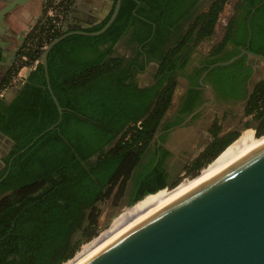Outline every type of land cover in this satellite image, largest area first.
<instances>
[{
	"label": "trees",
	"instance_id": "16d2710c",
	"mask_svg": "<svg viewBox=\"0 0 264 264\" xmlns=\"http://www.w3.org/2000/svg\"><path fill=\"white\" fill-rule=\"evenodd\" d=\"M227 1L210 0L206 9L198 10L201 0H121L116 18L102 33H73L55 43L47 68L63 112L50 129L59 112L41 61L9 102L0 97V131L12 139L0 168V264L69 261L98 233L100 201L111 194L115 199L126 195L128 208L133 207L129 211L141 216L154 206L153 200L171 192L165 186L174 189L177 178L168 181L164 163L170 150L160 144L151 151L159 125L180 122L203 101L205 88L198 77L210 63L230 58L240 45L264 54V1L252 11L262 0H235L222 37L188 68L197 45L213 34ZM50 3L43 1L44 9L21 41L18 54L27 56L22 64L42 54L43 36L48 44L65 32L52 27L46 17ZM75 3H59L68 25ZM110 13L86 30L102 27ZM124 36L128 54L115 48ZM149 61L156 64L153 80L139 85L137 74ZM252 61L244 54L216 65L204 81L211 83L220 100L244 99ZM17 69L12 67L1 88ZM179 73L188 85L180 97L179 114L171 121L165 115ZM243 108L244 115L257 122V135L251 138L259 140L256 137L264 133V77L254 79ZM249 123L246 120L245 126ZM210 131V140L185 165L194 177L239 137L234 131L220 133L215 121ZM147 153L151 156L145 158ZM108 235L100 232L75 256Z\"/></svg>",
	"mask_w": 264,
	"mask_h": 264
},
{
	"label": "water",
	"instance_id": "95a60500",
	"mask_svg": "<svg viewBox=\"0 0 264 264\" xmlns=\"http://www.w3.org/2000/svg\"><path fill=\"white\" fill-rule=\"evenodd\" d=\"M26 1L5 0L0 7V23L6 12ZM263 1L257 3L252 11ZM120 4L121 0H107L97 11L96 20L86 23L74 21V24L67 25L65 32L49 41L39 56L46 86L59 112L58 120L47 129L59 122L63 112L49 82L47 55L50 48L69 34L102 33L116 18ZM108 13L110 16L102 27L86 30L101 22ZM16 53L17 47L12 51L11 59ZM244 54L255 61L246 82L245 103L258 69L264 67V54L240 45L238 53L210 63L201 72L198 82L206 88L208 98L174 128L213 104V87L204 81L209 70L216 65L229 64ZM76 264H264V145L140 222L115 231Z\"/></svg>",
	"mask_w": 264,
	"mask_h": 264
},
{
	"label": "rangeland",
	"instance_id": "374dc122",
	"mask_svg": "<svg viewBox=\"0 0 264 264\" xmlns=\"http://www.w3.org/2000/svg\"><path fill=\"white\" fill-rule=\"evenodd\" d=\"M209 2H210V0H201V3L198 7V10L206 9ZM234 2H235V0H228L224 4L221 12L219 13V17H218L217 24L215 26V30H214L213 34L208 39L203 40L202 42H200L197 45L199 47V50L197 51L198 53H196L195 55L198 56L199 53H202L203 49H206L207 47L210 48V46L212 44L217 42L222 37V35L224 33V29H225V22L228 20V18L230 17V15L232 13ZM124 39H125V36L116 43L115 47L117 49V52H119L121 54H128L130 52L129 51L130 49H128L125 46ZM154 70H155V65L152 64V71H154ZM261 77H264V67L258 69L257 75L254 79H258ZM145 78H146V81L151 80L150 74H147V75L146 74H139V76H137V79L139 81L143 80ZM179 93H180V91L177 89V92L175 93V95L172 98V103H171L169 109L167 110V113H170L174 109V107L177 103V100L179 98V95H180ZM226 107H227L226 112L221 111L222 110L221 106H209V107L205 108L204 110H202L201 114L194 120V122H195L193 124L194 127L191 125V126L185 127V129H183V131L186 132V135L181 136V137L185 141H189L191 138V136H189V134H191L192 131H187V129L195 128L196 131H194L195 132V138L192 137V140H190V142L193 143L192 151H191L192 153L189 155V157L187 159L185 156H180L179 159H181V161H182V159L183 160L192 159V157L195 156V154L200 150V148H202V146H204L207 143V141L210 140L211 134H212L210 131V127L213 125L214 121L216 124L220 125V133H225L227 131L235 130L234 131L236 133L235 138H237L244 131V128L248 127V126L252 127L254 134L257 135L256 134V128H255L257 122L255 120L251 119L250 116H246L244 114L242 115V110H244V108H243L244 106L241 103H238V104L231 103V105H228ZM236 112H239V114L236 115L235 114ZM249 119H250L249 125L245 126L244 121L249 120ZM249 129H251V128H249ZM179 140H180V137H179ZM237 140L244 143V146L242 147L244 150L249 149L251 147V144H254L256 141V140L252 139L250 135H245V134H242L241 136H239ZM236 141H234V142H236ZM2 144H3L4 148L8 147L7 143H2ZM175 144H178V140ZM234 145H236V144H234ZM240 150L235 151L233 154H231L225 160L232 159L236 154H238V152H241ZM219 159H220V157H219ZM207 164L203 165L197 171L198 175L196 174L197 176H195V177L193 174L187 173L185 170L180 169L178 175L176 176V178H177L176 184L177 185L175 184L176 185L175 187H177V188H175V187L174 188L177 190H180V189L186 187L188 185V183L192 182L194 179L200 177L202 174V171L205 168H207V166H208ZM0 166H1V163H0ZM168 187H171V185H168L167 188ZM165 191H169V190H165ZM170 194H172V191ZM98 206L100 207V213L98 215V233L95 236H93L90 241L87 240L88 242L87 241L83 242L80 245V247L75 251L73 257L70 258L69 261L67 260L68 262H70L71 260L78 257L83 252L90 249L93 246V244L75 256V254L81 250L82 246L91 242L92 239L97 237L100 232L105 231V232H109V234L114 233L115 231L122 228L125 224L132 222L139 217L138 215L132 214L131 211H129V210L133 209V207H131V208L126 207V206H129L127 203V196L126 195L122 196L121 198L115 199L113 197V194H111L108 198H105L104 200L100 201L98 203ZM106 237L107 236L99 238V240L96 243H98L100 240H104ZM67 261L63 262L62 264H64V263L67 264L66 263Z\"/></svg>",
	"mask_w": 264,
	"mask_h": 264
},
{
	"label": "crops",
	"instance_id": "0c3cea01",
	"mask_svg": "<svg viewBox=\"0 0 264 264\" xmlns=\"http://www.w3.org/2000/svg\"><path fill=\"white\" fill-rule=\"evenodd\" d=\"M4 2L5 0H0V7ZM106 3L107 0H76L75 9L73 10L69 18L70 22L73 23L72 20L74 16L80 17L81 15H83L82 13L84 12L85 9L91 8L93 10L96 9L98 11L100 8L104 7ZM42 8H43V0H27L25 3L15 5L10 11L6 12L4 16V20L0 23V97L7 102H9L13 98V96L16 94L17 87L20 86L21 84L20 85L16 84L14 86H7L3 88H1V85L3 83V80L9 76V72L11 71L12 67H14V61L18 54L19 46L21 44L24 35L29 30L30 26H32L34 22L39 18L43 10ZM15 47H17V53L15 58L11 59V53L15 49ZM208 49L209 47L203 49L202 53H206ZM198 50L199 47L197 46L192 54L191 64L197 63L198 56L195 54L198 53L197 52ZM152 64H154L156 67V64L153 61H149L145 69L137 74V76H139V74H146V75L150 74L151 80L146 81V78L140 81L138 80L139 85L148 84L153 80L152 77L154 71H152ZM28 72L29 69L27 67L20 69V73H22V76L24 78ZM187 84L188 82L185 76L182 73H179L177 76L178 87L176 86L173 96L175 95L178 89L180 91L179 93L180 94L179 97H180L184 92V90L186 89ZM183 129H185V127H178L175 130V132L178 135L177 137L178 138L180 137V140L178 139V144H174V145L165 144V147L168 148L170 152L174 151V154L176 155L177 158L180 156H185L187 159L189 155L192 153L191 151H192L193 143H191L190 140H192V137L195 138L194 131H196V129L195 128L187 129V131H192L191 134H189V136H191L189 141H185L181 137L186 135V132L183 131ZM2 143H7L8 147L4 148ZM11 145H12V139L0 131V163H1L0 168L4 165L2 161L3 155H5L8 152ZM203 147L204 146H202V148ZM202 148H200V150ZM188 161L189 160H187L186 163Z\"/></svg>",
	"mask_w": 264,
	"mask_h": 264
},
{
	"label": "flooded vegetation",
	"instance_id": "af4514ba",
	"mask_svg": "<svg viewBox=\"0 0 264 264\" xmlns=\"http://www.w3.org/2000/svg\"><path fill=\"white\" fill-rule=\"evenodd\" d=\"M84 9V8H83ZM102 8H100L99 10H101ZM98 10V11H99ZM96 13H97V10L96 9H91V8H88V9H85L84 10V12L82 13L83 15H81L80 17L78 16L77 17V19H73V23H71V24H74V21H77V22H79V23H81V22H83V23H86V21H94V20H96L97 19V15H96ZM103 20V19H102ZM100 23V22H99ZM98 24V23H97ZM94 25H96V24H94ZM93 26V25H92ZM255 61H252V62H250L251 63V65H252V63H254ZM249 63V62H248ZM192 66V64H190L189 66H188V68H190ZM186 78V77H185ZM187 79V78H186ZM187 82H188V80H187ZM188 85V84H187ZM200 86H202V85H200ZM203 87V86H202ZM187 88V87H186ZM205 88V87H204ZM186 90V89H185ZM185 90H184V92H185ZM214 91V90H213ZM183 92V93H184ZM182 93V94H183ZM214 95H215V92H214ZM181 97V96H180ZM180 97H179V99H178V101H177V103H176V105H175V107H174V109L170 112V113H167L166 115H165V118H168V119H170L171 121H173V120H175L176 118H177V115L179 114L178 113V109L180 108ZM202 98H203V101L204 100H206L208 97H207V92H206V88L203 90V93H202ZM202 101V102H203ZM201 102V103H202ZM200 103V104H201ZM231 103H236V104H238V103H241L243 106H244V102H243V99H240V100H235V101H233V100H220V99H218L217 98V96L215 95V100H214V102H213V104L211 105V106H221L222 107V112H226L227 111V107L226 106H228V105H231ZM199 104V105H200ZM194 110V109H193ZM201 112H202V110H200ZM191 112V111H190ZM189 112V113H190ZM201 112H200V114H201ZM188 113V114H189ZM187 114V115H188ZM199 114V115H200ZM236 115H238L239 114V112H236L235 113ZM186 115V116H187ZM195 115V114H194ZM193 115V116H194ZM198 115V116H199ZM186 116L180 121V122H176V123H173V124H171V125H169L168 127H165V128H163L164 127V121H162L161 122V124L159 125V127H158V129H157V131L154 133V135H153V137H152V139H151V145H152V150L151 151H153V149L155 150V147H156V145H160V144H162L164 147H165V144H169V145H174L176 142H177V140L179 139L177 136V133L175 132V130L177 129V128H174V126L175 125H177V124H179V123H181L185 118H186ZM191 117V119L190 120H188L185 124H183L182 126H180V127H188V126H193V124L195 123L194 122V120L198 117V116H196V117ZM245 122V121H244ZM249 128H251V129H249ZM233 131H235V130H233ZM249 132V133H248ZM245 133H247V134H245ZM251 133H254V131L252 130V127H245L244 128V131L239 135V136H241L242 134H245V135H250V136H252V134ZM155 134H157L158 136L156 137L155 136ZM162 134H165L164 135V140L163 141H161L160 140V136L162 135ZM244 136V135H243ZM240 140V139H239ZM239 140H237V141H239ZM236 141V142H237ZM236 142H234V143H232V144H235ZM240 142V143H239ZM239 142H237V146H240L241 148L244 146V143H242L241 141H239ZM231 144V145H232ZM151 155L149 154V153H147V155H145V158H147V157H150ZM231 160V159H230ZM186 161L187 160H183L182 159V161H181V159H179V157L178 158H176V155L174 154V151L173 152H170V154L165 158V160H164V163H165V166H166V170H167V172H168V174H167V179H168V181L169 182H171L177 175H178V173H179V171H180V169L181 170H184V168H185V165H186ZM229 160H223V159H218V160H216V163L215 164H224L225 162H228ZM128 189H129V186H128ZM132 214H134V211H132L131 212Z\"/></svg>",
	"mask_w": 264,
	"mask_h": 264
},
{
	"label": "bare ground",
	"instance_id": "6f19581e",
	"mask_svg": "<svg viewBox=\"0 0 264 264\" xmlns=\"http://www.w3.org/2000/svg\"><path fill=\"white\" fill-rule=\"evenodd\" d=\"M249 133V132H248ZM247 134V133H245ZM254 136V133H251ZM255 137V136H254ZM256 140L254 144H251V147L249 149H241L240 146L237 145H230V147L226 148L220 155H218L210 164H208L207 168H205L202 171V174L200 177L194 179L192 182L188 183V185L180 190H177L175 188L174 189L171 188H166L169 191H172V194H168L165 197L159 199V200H153L152 203L154 204V206L152 208H150L149 210H147L144 214H142L141 216H139L137 219H135L132 222H129L127 224H125L122 228H125L127 226H130L132 224H135L137 222H140L141 220L145 219L146 217L150 216L152 213L156 212L158 209H160L161 207L165 206L166 204L170 203L171 201L177 199L178 197H180L181 195L185 194L186 192L194 189L195 187H197L198 185H200L201 183L207 181L208 179L212 178L214 175H216L217 173L225 170L226 168L230 167L231 165H233L234 163H236L237 161L241 160L242 158L246 157L247 155H249L250 153H252L253 151H255L256 149H258L259 147L264 145V134L262 136H258L256 137ZM242 140V139H241ZM239 142V141H237ZM237 142L235 144H237ZM241 149V150H240ZM240 150L241 152H238V154H236L231 160H229L228 162H225L224 164H215L216 160H218L219 156L220 159L225 160L226 158H228L231 154H233L235 151ZM218 158V159H217ZM214 163V164H213ZM213 165V166H212ZM212 166V167H211ZM211 167V168H210ZM150 196V195H149ZM146 198V197H145ZM128 208V206H126ZM120 228V229H122ZM119 229V230H120ZM112 234V233H111ZM111 234H109L108 236H110ZM107 236V237H108ZM106 237V238H107ZM105 238V239H106ZM103 240H100L98 243L94 244L90 249H88L87 251L83 252L82 254H80L78 257H76L75 259L71 260L70 262H67V264H76L81 258H83L88 252H90L95 246H97L99 243H101Z\"/></svg>",
	"mask_w": 264,
	"mask_h": 264
},
{
	"label": "built area",
	"instance_id": "2783aa9c",
	"mask_svg": "<svg viewBox=\"0 0 264 264\" xmlns=\"http://www.w3.org/2000/svg\"><path fill=\"white\" fill-rule=\"evenodd\" d=\"M60 1L61 0H51V3L49 4V6H47V9H46V17L50 18L49 20L52 23V27H60L62 29H65L69 23V20L66 19L64 11L59 6ZM42 39L43 41H42L40 48L44 49L47 45L46 41L44 40L45 36H43ZM26 59H27V56L25 54H17L15 61H14V66L16 67L18 66L17 72L11 76L9 83L5 85L4 87L14 86L16 84L20 85L24 80L22 73H20V69L24 67H27L29 70L34 69L37 63L39 62V57H38V58L33 59L29 64H22V61Z\"/></svg>",
	"mask_w": 264,
	"mask_h": 264
}]
</instances>
